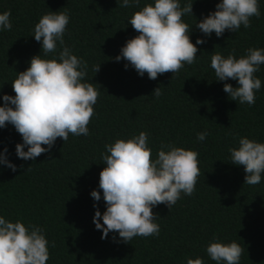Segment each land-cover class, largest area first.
Here are the masks:
<instances>
[{
  "label": "trees",
  "instance_id": "16d2710c",
  "mask_svg": "<svg viewBox=\"0 0 264 264\" xmlns=\"http://www.w3.org/2000/svg\"><path fill=\"white\" fill-rule=\"evenodd\" d=\"M150 2L141 0L139 8ZM186 3H193V16L182 19L193 25L190 36L195 44L204 38L195 28L196 20L215 11L219 0H181L182 6ZM139 8L118 7L116 0H0V13L10 11L13 25L0 32V106L3 95H15L11 83L16 73L40 54L33 26L49 11H68L65 45L88 63L84 82L99 91L90 135L70 134L66 142L57 138L51 152L34 161L15 155L22 138L13 126L0 129V152L7 147L9 160L17 166L15 172L0 166V215L45 230L50 242L47 264H186V258L197 257L215 264L205 251L214 237L243 248L240 264H264V179L254 186L245 184L243 167L231 164L228 152L237 137L264 143V65L256 74L262 87L252 106L230 100L223 84L236 87V82L216 81L210 67L214 51L239 58L250 47L264 48V0L261 16L251 18L250 28L225 31L220 38L213 33L197 45L195 63L156 80L147 74L140 77L131 67L125 70L126 61L114 59L125 42L138 35L127 20ZM95 65H101L97 73L92 71ZM159 86L163 95L157 99L151 95ZM205 130L206 140L198 142L197 133ZM140 132L149 134L153 159L162 143L199 153L195 191L182 194L171 210L164 204L153 208L159 216L158 236H138L130 244L114 241V235L119 240L114 233L101 239L93 216L97 207L103 214L105 202L94 201L90 193L99 190L103 196L99 174L105 167V144Z\"/></svg>",
  "mask_w": 264,
  "mask_h": 264
},
{
  "label": "clouds",
  "instance_id": "9594fccd",
  "mask_svg": "<svg viewBox=\"0 0 264 264\" xmlns=\"http://www.w3.org/2000/svg\"><path fill=\"white\" fill-rule=\"evenodd\" d=\"M116 3L121 8H139L141 0ZM192 5L182 6L181 0H151L133 12L127 24L138 35L125 42L115 61H126L125 70L131 67L140 77L147 74L150 80L168 72L174 76L186 64L197 61V45L205 44L213 33L217 38L225 31L237 33L241 26L251 27L252 17L261 16L260 0H219L215 11L196 20L195 28L204 38H197L194 44L190 36L193 25L182 19L193 16ZM10 17V11L0 13V32L12 29ZM69 23L67 10L49 11L39 18L32 37L41 45L40 54L31 57L25 71L16 73L11 83L15 95L2 96L0 129L11 125L20 134L22 143L16 144L15 155L21 160L34 161L50 153L57 138L66 142L70 134L90 135L88 125L95 114L99 91L95 84L84 82L88 63L65 45ZM50 54L52 58H46ZM262 65L264 48L250 47L239 58L234 53L224 56L214 51L210 60L216 81L236 82V87L223 84L230 100L249 106L255 104L256 93L262 87V80L256 75ZM100 66H93L92 71L97 73ZM162 95L159 86L151 96L158 99ZM207 136L205 130L197 133L196 139L204 142ZM236 140V146L228 149L231 164L243 167L245 184H260L264 179V143L246 136ZM198 156L194 150L162 143L153 159L147 132L105 144V167L99 174L103 196L99 190L90 193L94 201L103 198L105 202L103 214L94 204L97 210L93 224L102 232L101 239L114 233L119 237L117 240L114 235V241L130 244L138 236H158L159 216L153 208L164 204L171 210L182 194L192 195L200 175ZM0 166L17 170L8 158L7 147L0 152ZM49 246L41 226L26 225L19 219L13 222L0 215V264H47ZM205 251L215 264H240L243 248L235 241L224 243L214 237L207 242ZM186 264H204V260L186 258Z\"/></svg>",
  "mask_w": 264,
  "mask_h": 264
}]
</instances>
